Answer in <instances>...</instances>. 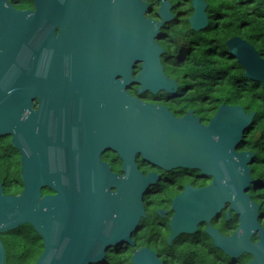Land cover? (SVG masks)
I'll use <instances>...</instances> for the list:
<instances>
[{"label":"water","instance_id":"95a60500","mask_svg":"<svg viewBox=\"0 0 264 264\" xmlns=\"http://www.w3.org/2000/svg\"><path fill=\"white\" fill-rule=\"evenodd\" d=\"M7 1L0 0V138L10 137L20 153L23 190L4 196L0 187V233L29 225L43 246L34 264H99L111 249L133 246L132 233L145 217L143 197L158 181L139 171V158L166 172L185 169L211 178L209 185L186 187L172 200L169 241L227 205L238 216V228L224 237L207 226L206 234L225 255L247 254V264H264L258 205L246 194L255 154L239 151L255 113L220 105L203 124L193 111L176 118L126 92L132 85L139 94L171 92L174 81L163 73V50L155 42L170 19L169 3L157 0L162 19L156 22L145 18L147 6L140 0H31L32 13L15 11ZM66 15L72 28L55 39L49 24H62ZM24 21L29 24L23 26ZM36 23L40 29L31 40ZM226 46L244 78L258 82L264 94V59L238 37ZM114 74L119 81H113ZM92 93L119 100V130L108 146L120 156L121 176L99 163L100 148L55 147L47 136L50 117L43 112L19 120L22 96H40L44 110L42 104L54 94ZM43 188L54 195L42 196ZM130 262L162 264L147 248L135 251ZM0 264H5L1 240Z\"/></svg>","mask_w":264,"mask_h":264},{"label":"flooded vegetation","instance_id":"af4514ba","mask_svg":"<svg viewBox=\"0 0 264 264\" xmlns=\"http://www.w3.org/2000/svg\"><path fill=\"white\" fill-rule=\"evenodd\" d=\"M140 1L147 6V11L144 14L145 18L160 22L162 18L157 12L161 4L157 0ZM163 1L170 5L168 9L170 19L160 26L155 42L163 50L160 57L163 73L168 80L174 81V85L170 86L171 92L160 90L155 94L149 92L139 94L137 85L128 86L126 92L143 103L166 108L176 118H181L186 112L193 111V115L201 121L203 111L212 113L211 116H213L217 110L214 105L216 93L213 88L215 87L213 84L210 85L208 95L204 92L200 95L196 94L195 89L200 84V76L197 73L179 76L178 69L200 70L207 69L211 65L214 66L206 55L211 53L212 50H214L213 53H216L218 35H228L227 39L223 41L226 57L229 61H227L228 67L232 68L235 65L241 67L235 59L230 58L226 42L234 37L247 41L240 35L229 37L230 27L226 19L228 15L219 8L221 1L230 0H197L195 4L193 0ZM213 1H216L214 6ZM240 1L243 4V1ZM7 2L15 11L28 13L34 11L32 1L8 0ZM29 16V14L26 15V17ZM69 16L64 17L62 24L57 21L49 24L55 39L59 37L61 30L67 31L72 28ZM28 24L29 22L24 21L22 25L27 26ZM238 26L243 31V26ZM39 29L40 23L33 24L31 40L36 38ZM201 52L207 54L201 55ZM140 66L141 64H137L134 67L132 74L134 77L139 73ZM119 80L120 76L114 74L113 81L117 82ZM21 99L24 102L20 104L19 111H17L20 121H25L31 113L43 112V114L50 117V132L47 136L55 147L72 150L83 147L100 148L98 153L99 163L107 165L109 173L116 176L122 175L120 156L108 146L111 140H115L119 130L120 103L114 95L95 93L87 95L54 94L49 97L48 103L42 104L44 110H40V96L38 95H25ZM208 121H201V123L207 124ZM257 133L259 134V132ZM254 134L253 137L258 139L260 134L258 138ZM6 138H8L7 141H1ZM6 138H0V187L2 195L16 196L23 190L22 182L18 194L7 195L3 192L8 183L13 184L12 182L21 181L20 153L12 146L10 137ZM239 151H250L256 156V152L252 149L240 148ZM10 157L13 160V169H8L4 163L5 159ZM136 165L142 174L152 173L158 177V181L147 190L143 197L145 217L141 219L138 228L132 233L133 246L130 247L133 248V253L139 249L147 248L155 253L162 264H247L250 261L251 257L247 254H241L236 258L225 255L214 246L212 240L206 234L207 226L217 230L224 237H229L238 228V216L227 205L208 221H199L193 231L180 233L171 241L168 240L171 232L170 221L174 215L172 200L182 193L186 187L200 188L209 185L211 178L203 177L197 171L185 169L166 172L141 162L139 158L136 160ZM253 182L246 190V194L258 205V221L264 231V200L257 202L252 198L254 197V194H252ZM41 195L51 196L54 193L48 188H43L41 189ZM144 220H148L151 226H156L159 233L157 231L156 235L153 234L151 238L146 239L147 243L150 242L152 248L145 246L135 249V245L138 244L142 235L141 232L144 229L142 225ZM4 234L0 233L1 242ZM187 235L191 238L186 239L184 236ZM257 240V234L250 237L252 243ZM185 242L198 245L203 253L187 254L181 246ZM179 247L183 250L179 251Z\"/></svg>","mask_w":264,"mask_h":264},{"label":"trees","instance_id":"16d2710c","mask_svg":"<svg viewBox=\"0 0 264 264\" xmlns=\"http://www.w3.org/2000/svg\"><path fill=\"white\" fill-rule=\"evenodd\" d=\"M31 1V0H23ZM230 0L221 1V11L227 14L230 27V35L242 36L264 59V0ZM243 26V31L240 26ZM228 35L217 36L216 53L214 50L211 53H203L207 56L213 65L207 69H178V75L182 76L197 73L200 76V84L196 86L195 93L202 92L209 94L210 85L213 84L216 93L214 105L216 109L220 105L239 106L246 113H255L250 130L244 136L240 148L252 149L256 152L254 162L251 165V176L254 179L252 197L259 202L264 200V94L258 82L251 81L243 77V69L238 65L228 67L225 46L223 41ZM217 54V55H216ZM204 57V56H203ZM171 58H173L171 56ZM229 62V61H228ZM186 109V108H184ZM212 113L201 114V121L206 122L212 116ZM259 132L258 139L253 137V133ZM254 134V135H255ZM6 138V137H5ZM8 138L1 140L7 141ZM8 169H13L12 158H7L4 161ZM19 180V179H18ZM8 183L4 189V194L16 195L20 192L21 181ZM259 190H263L258 192ZM144 227L141 232L138 244L135 249L140 247H150V242L147 243V238L151 235H156L159 229L156 226H151L148 220L142 221ZM153 241V240H152ZM2 244L5 250V264H34L37 258L43 251L41 238L32 230L29 225H23L13 231L5 233L2 237ZM187 254L203 253L198 245L185 242L181 244ZM179 247V251L183 250ZM133 253V248L129 245H121L115 247L106 253L103 262L99 264H130V258ZM249 258V257H248Z\"/></svg>","mask_w":264,"mask_h":264},{"label":"rangeland","instance_id":"374dc122","mask_svg":"<svg viewBox=\"0 0 264 264\" xmlns=\"http://www.w3.org/2000/svg\"><path fill=\"white\" fill-rule=\"evenodd\" d=\"M21 1H23V0H21ZM215 2H216V1H213V6L215 5ZM255 135H256V137L258 138L259 134L256 133ZM261 191H263V190H259L258 192H261ZM184 237H185L186 239H190V238H191V236H188V235H187V236H184Z\"/></svg>","mask_w":264,"mask_h":264}]
</instances>
